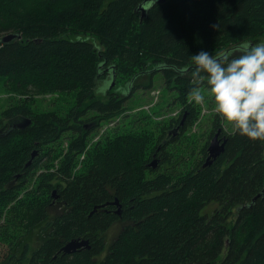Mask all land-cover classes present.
Returning a JSON list of instances; mask_svg holds the SVG:
<instances>
[{"label": "trees", "instance_id": "1", "mask_svg": "<svg viewBox=\"0 0 264 264\" xmlns=\"http://www.w3.org/2000/svg\"><path fill=\"white\" fill-rule=\"evenodd\" d=\"M245 41H264V0H0V264H264V141L213 113L226 141L205 165L210 140L186 133L191 55ZM157 75L178 114L93 140ZM72 239L90 247L62 252Z\"/></svg>", "mask_w": 264, "mask_h": 264}, {"label": "clouds", "instance_id": "2", "mask_svg": "<svg viewBox=\"0 0 264 264\" xmlns=\"http://www.w3.org/2000/svg\"><path fill=\"white\" fill-rule=\"evenodd\" d=\"M191 62L196 85L189 102L214 103V112L235 134L264 141V41H245L215 55L201 50Z\"/></svg>", "mask_w": 264, "mask_h": 264}, {"label": "rangeland", "instance_id": "3", "mask_svg": "<svg viewBox=\"0 0 264 264\" xmlns=\"http://www.w3.org/2000/svg\"><path fill=\"white\" fill-rule=\"evenodd\" d=\"M163 79L157 75L154 78L153 86L147 89H138L136 90L132 96L125 102L127 106L125 116L124 114L111 121V122H104L101 123L102 125L92 133L93 140L97 139L99 135L106 129H110L111 127H117L120 125L121 121L123 120L125 123L132 122L133 125L135 124H142L143 118L142 116L145 114H150L153 116L154 120L160 121L162 119H166L168 117L176 116L179 111V104L172 103V94L166 90L165 85L163 86ZM97 88V87H96ZM207 95V93H206ZM12 97L11 94L6 93L5 91L0 89V114L7 106L8 101ZM56 97L55 94H46V95H39L38 99V107H42L45 110L47 109H54L60 108L64 104V100L66 99L67 95H61L58 100L54 101ZM200 114L191 129H187L186 133L191 134H202L198 137V140L203 142L206 138L211 140L209 137V133L211 132V120L213 117L214 112V103L208 102L204 105H200ZM89 115H92V112H88ZM1 117V115H0ZM90 117V116H87ZM84 119V118H83ZM159 119V120H158ZM221 127L226 131H231L232 127L228 124V122L222 120ZM103 134V133H102ZM120 228V224L116 223L112 225L109 230L107 231V238L111 239L114 235L118 232ZM7 252V246L3 243H0V259L3 255Z\"/></svg>", "mask_w": 264, "mask_h": 264}, {"label": "water", "instance_id": "4", "mask_svg": "<svg viewBox=\"0 0 264 264\" xmlns=\"http://www.w3.org/2000/svg\"><path fill=\"white\" fill-rule=\"evenodd\" d=\"M153 3V1H152ZM139 9L142 10V13L145 14V11L147 8L145 7H140ZM19 37L17 34H8L2 37V42H7L13 38H17ZM114 84V79H112L111 81V86ZM30 121L26 120L22 123H18L19 127H24L26 124H28ZM225 136L219 137V131L216 132L214 134V136L212 137V139L210 140V143L207 147V151H208V156L206 158V164H210L211 161H213L224 149V144H225ZM35 155V153L33 152L31 157H33ZM152 166H155V160H153L151 162ZM264 194V187L263 189L260 191V193L257 194L256 197L260 196ZM255 197V198H256ZM254 198V199H255ZM114 204L117 205V209H116V213L120 214V209H119V205L117 204L116 201H114ZM81 247H85V248H89L90 245L88 244L87 240H79V239H72L70 241H68L63 247H62V252L64 253H72L74 251H76L77 249L81 248Z\"/></svg>", "mask_w": 264, "mask_h": 264}, {"label": "bare ground", "instance_id": "5", "mask_svg": "<svg viewBox=\"0 0 264 264\" xmlns=\"http://www.w3.org/2000/svg\"><path fill=\"white\" fill-rule=\"evenodd\" d=\"M219 130V129H218ZM220 135V134H219Z\"/></svg>", "mask_w": 264, "mask_h": 264}]
</instances>
